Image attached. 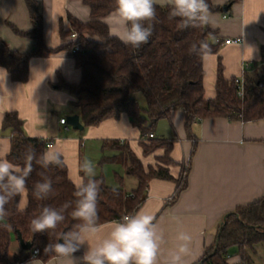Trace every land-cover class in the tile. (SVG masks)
Masks as SVG:
<instances>
[{
	"label": "trees",
	"instance_id": "trees-1",
	"mask_svg": "<svg viewBox=\"0 0 264 264\" xmlns=\"http://www.w3.org/2000/svg\"><path fill=\"white\" fill-rule=\"evenodd\" d=\"M90 7L91 19L83 22L71 15V27L67 31L76 38L66 49L74 55L75 65L81 72L79 82L60 79L58 86L73 95L72 105L85 127L96 126L109 118H119L128 114L132 124L141 131L140 146L148 156L158 149L164 153L156 157V165L145 166L130 143L126 140H105L103 151L113 150L115 154L104 155L101 164H118L124 171L120 176L116 171L119 185L112 186L101 174L96 176L101 183L98 197V225L119 220L124 215L134 214L148 197L150 182L162 178L177 182L174 198L188 185L189 166L185 170L183 183L170 173V165L175 162L170 153L174 139L147 137L154 133L157 122L170 117L175 109L186 115L188 137L194 139V122L209 117H226L229 120L258 121L264 119V78L245 76L244 95H239V86L234 78H226L222 65L218 67L215 84L216 95L206 97L204 86V56L219 50L221 43L214 41L216 30L209 27H178V18H169V9L157 6V18L148 42L138 49L123 44L110 34L108 25L103 21L114 9V0H82ZM31 17L32 28L14 30L34 40L32 50L20 52L12 50L0 40V64L10 73L13 80L27 82L29 79L30 59L43 56L46 52L56 51L46 47L43 39V15L37 0H25ZM211 11L220 10L208 0ZM63 31V30H62ZM63 34L66 32H62ZM206 42L208 47L196 54L190 52L193 44ZM78 48V49H76ZM264 59V47L262 48ZM138 94L144 97V104ZM24 122L17 112H7L3 128L12 132L11 150L7 156L18 167H24L25 155L30 150L39 157L47 151L49 142L43 138L28 136L24 132ZM196 149L194 143L193 153ZM63 160V157H62ZM190 163V162H189ZM51 177L53 194L43 200L33 196L34 185L42 179V174ZM125 176H133L138 185L128 190ZM116 189V193L113 192ZM75 183L69 177L68 166L42 168L33 161V171L26 181L27 204L20 211L22 195L14 197L7 205L8 215L0 220V264H16L31 258L46 262L58 257L54 252L45 253L49 244L59 241L61 234L74 229L79 223L74 220L69 208L65 220L54 230L34 233L31 220L39 215L45 206L60 208L65 202L74 201ZM224 227L219 238L217 251L215 244L208 247L204 255L194 264H230L228 259L234 253L242 261L252 263L250 251L264 243V196L247 205H240L227 213ZM224 221V220H223ZM21 232L25 240H31L33 247L22 250L20 255L10 258V248L14 236ZM38 248L39 252L34 254Z\"/></svg>",
	"mask_w": 264,
	"mask_h": 264
},
{
	"label": "crops",
	"instance_id": "crops-1",
	"mask_svg": "<svg viewBox=\"0 0 264 264\" xmlns=\"http://www.w3.org/2000/svg\"><path fill=\"white\" fill-rule=\"evenodd\" d=\"M37 1L43 15L44 43L56 51L30 59L27 82L13 80L0 64V157L7 158L12 138V132L3 128V120L7 112L15 111L24 122L26 135L43 138L49 142L48 148L51 145L62 153L74 183L83 176L80 165L85 160L88 142L100 148L101 160L104 155L115 154L113 150L103 151L105 140H126L146 167L156 165V157L164 150L144 155L140 146L141 131L126 113L83 130L74 129L67 122L61 123V118L76 111L72 105L73 95L60 88L58 83L61 78L69 82H79L81 78L73 53L66 49L76 38L67 33L71 27L68 16L87 22L91 19V10L82 0ZM226 5H229L227 12L211 11L216 20L214 41L217 42L219 37L222 43L217 52L204 56V86L206 97L210 98L216 95L219 65H222L226 78H245L246 75L264 78V0H224L219 7ZM14 28L22 31L32 28L28 6L25 0H0V40L12 50H32L34 40L18 34ZM62 30L66 33L63 34ZM229 38L236 42L224 43ZM185 121V112L175 109L170 117L157 122L154 134L155 137L174 139L170 157L175 163L170 165V173L179 178L182 166L188 165L187 187L174 198L177 182L154 178L150 182L148 197L139 209L152 215L163 231L161 264L169 252L176 249V237L180 232L192 237L185 261L194 264L208 247L215 244L219 226L227 213L264 196V119L241 121L209 117L194 122V139L188 137ZM194 143L196 149L193 153ZM107 164L119 168L120 176L124 175L118 164ZM116 177L119 185V175ZM124 178L128 190L137 187L135 177ZM25 204L26 192L22 194L21 208ZM111 222L98 225L99 231L89 237V243L94 245L106 237ZM88 249L89 244L85 241L70 257H55L46 262L34 257L16 264H84L83 257ZM22 250L17 236H14L10 258L20 255ZM260 251L264 252V243L250 251L251 264H260ZM241 261V256L236 253L228 259L230 264Z\"/></svg>",
	"mask_w": 264,
	"mask_h": 264
},
{
	"label": "clouds",
	"instance_id": "clouds-1",
	"mask_svg": "<svg viewBox=\"0 0 264 264\" xmlns=\"http://www.w3.org/2000/svg\"><path fill=\"white\" fill-rule=\"evenodd\" d=\"M223 2L213 0V6ZM114 4L113 11L105 17L104 22L111 35L136 49L147 43L153 33L157 6L168 8L169 18H178L181 29L216 27L208 0H114ZM207 47L206 42L193 44L190 52L196 54ZM33 161L44 169L63 167L62 153L51 145L39 157L32 150L26 153L22 168L0 157V220L8 215L6 205L17 195L26 192V181L33 171ZM80 169L83 176L75 183L74 201L65 202L60 208L45 206L31 220L34 233L54 230L65 220L64 213L72 208L70 215L79 222L73 230L61 234L58 242L49 244L45 253L54 252L58 257H70L87 241L89 249L83 257L85 264H161L164 234L155 223V218L143 210L112 221L106 237L94 245L89 243V237L99 231L98 197L102 182L96 178V168L91 160L85 159ZM41 175L42 179L35 183L33 191V196L38 200L46 199L54 192L51 177ZM113 192L116 193V189ZM19 210L23 211V208ZM176 239V249L169 252L163 264H186L185 257L190 253L192 237L180 232Z\"/></svg>",
	"mask_w": 264,
	"mask_h": 264
},
{
	"label": "rangeland",
	"instance_id": "rangeland-1",
	"mask_svg": "<svg viewBox=\"0 0 264 264\" xmlns=\"http://www.w3.org/2000/svg\"><path fill=\"white\" fill-rule=\"evenodd\" d=\"M223 7V6H221ZM222 11L220 10V13ZM138 97L140 99V101L142 102V104H144V97L142 94H138ZM73 130V128H72ZM75 131V130H73ZM159 150V149H158ZM100 153L101 150L98 146H94L93 143H87V148L85 150V159H89L91 160L96 168V174L100 175L103 174L106 177V181L109 185L112 186H117V177L115 176V171H120L119 168L116 167H111L108 164H99L100 162ZM188 168V165L184 164V166H182V172L181 175L179 177V183H183L184 178H185V170ZM263 259H264V252L261 253V251L259 252L258 255V260L260 261V264H263ZM259 264V262L257 263Z\"/></svg>",
	"mask_w": 264,
	"mask_h": 264
},
{
	"label": "water",
	"instance_id": "water-1",
	"mask_svg": "<svg viewBox=\"0 0 264 264\" xmlns=\"http://www.w3.org/2000/svg\"><path fill=\"white\" fill-rule=\"evenodd\" d=\"M229 9V5H226V6H223L220 8V10L222 12H227ZM67 123L72 126L74 129H78V130H83L84 129V124L81 122V118H80V115L75 113V114H70L67 116ZM228 214H226L224 216V221H223V224L220 228V231H219V235L224 227V224H225V219L227 217ZM17 238L19 240V243H20V246L24 249V250H30L32 247H33V242L31 240H25L24 237L22 236V233L21 232H18L17 233ZM62 242V241H61ZM218 242H219V238L217 239L216 241V245H215V248H214V251L213 253H215L217 251V247H218ZM85 264V263H84Z\"/></svg>",
	"mask_w": 264,
	"mask_h": 264
},
{
	"label": "built area",
	"instance_id": "built-area-1",
	"mask_svg": "<svg viewBox=\"0 0 264 264\" xmlns=\"http://www.w3.org/2000/svg\"><path fill=\"white\" fill-rule=\"evenodd\" d=\"M72 36H76V34H73ZM233 42H236V40L232 39V38L224 40V43H227V44L228 43L230 44V43H233ZM217 43H222L221 39L219 37H217ZM76 49H78V48H76ZM244 80H245L244 77H236L235 78V81H236V83L239 86V92L238 93H239L240 96L244 95ZM60 121H61L62 124H65L67 122V119H66V117H63V118H61ZM146 135H147V137H150V138H154L155 137L154 133H148ZM38 252H39V249L36 248L34 250V254H37ZM239 264H248V263L246 261H241Z\"/></svg>",
	"mask_w": 264,
	"mask_h": 264
}]
</instances>
